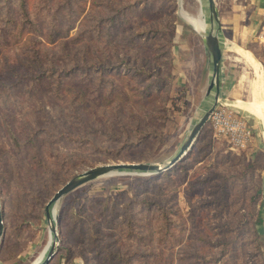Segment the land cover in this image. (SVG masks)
<instances>
[{"label": "rangeland", "instance_id": "obj_1", "mask_svg": "<svg viewBox=\"0 0 264 264\" xmlns=\"http://www.w3.org/2000/svg\"><path fill=\"white\" fill-rule=\"evenodd\" d=\"M47 1L33 0L30 11L43 35L25 34L44 41L39 67L10 29L15 0H0V264H32L47 248L45 204L67 180L107 163L165 162L209 102L208 25L200 33L181 16L203 8L207 19L201 0ZM215 3L217 103L240 105L255 75L233 49L249 51L264 76V0ZM240 112L252 127L243 150L208 119L169 169L101 176L64 195L53 206L57 245L47 264H264V229L255 224L264 132ZM35 147L49 172L43 179L29 163Z\"/></svg>", "mask_w": 264, "mask_h": 264}, {"label": "water", "instance_id": "obj_2", "mask_svg": "<svg viewBox=\"0 0 264 264\" xmlns=\"http://www.w3.org/2000/svg\"><path fill=\"white\" fill-rule=\"evenodd\" d=\"M207 12V19L210 25L207 34L203 35V42L206 53L210 61V74L205 91V96L209 99L206 107L200 112L196 119L190 124L186 135L175 154L165 162H113L91 167L78 173L67 180L59 187L45 204V217L48 221L50 239L46 251L39 264H47L54 254L57 241L55 212L52 214L51 208L64 195L68 194L75 188L94 180L101 176L125 173L151 174L161 173L172 167L176 162L181 160L184 155L191 150L195 144L198 135L204 124L208 121L213 109L219 101V83H220V66L223 54L222 43L220 40V21L218 9L215 0H202ZM3 233V220L0 210V244Z\"/></svg>", "mask_w": 264, "mask_h": 264}, {"label": "trees", "instance_id": "obj_3", "mask_svg": "<svg viewBox=\"0 0 264 264\" xmlns=\"http://www.w3.org/2000/svg\"><path fill=\"white\" fill-rule=\"evenodd\" d=\"M15 2L17 4V8H16L17 13H16L15 10H13L12 13L10 11H8V13H7V17H9L10 22H11L10 29L11 30L14 29V31H16L17 38L24 39L23 43H24V41L26 42V43H24L25 45H23L24 48H25V52L30 53V54L26 53L25 60L27 61V63H28V60H32L36 65L38 64V66H39L40 65L39 64V61H40L39 60V54H40L41 51H43V48H44V51H45L44 41H42L40 39V37L44 33L43 32V29H44L43 23H41L40 25L36 24L30 17V15H31V13H30L31 7H32V5H34L33 4V0H15ZM42 3H43V5H46L48 3V1L47 0H42ZM14 15H17L16 16L17 18H14ZM4 30H6V29H4ZM28 31H32L34 33L37 32L38 35H41V36H39V39H38L36 36L30 35V34H32V32L30 34H27L28 36H25V34L28 33ZM55 31L56 30H52V31L49 32V34H48V39L49 40H55L57 38V34H55ZM29 55H32L31 59L28 58ZM21 63H22V66H26L24 60H21ZM30 64H31V66H33L32 62H30ZM6 68L7 69L10 68V65H8V63L6 64ZM41 75L44 76L45 78L48 77V76H46L44 74L43 71L41 72ZM17 77H20V78H18L16 80L17 82L20 83L23 80V74L19 73V75ZM2 82H3V80H0V86L4 85ZM15 141L18 144V146H23V148L26 149V151H28V149L25 148V146H26L25 143L27 141L25 143L20 142L17 139H15ZM29 142L33 146L36 145V142H34L33 140H29ZM28 156L30 157V160H29L30 162L29 163L40 170V174L38 175L39 179H43V177L49 172L45 171V169H44V164L45 163L40 158V155H39V152H38L37 148L35 147L28 154ZM262 156L264 158V152H262ZM177 167L178 166L176 164L172 169H170L168 171H171V170H173V169H175ZM259 222H260V215H259V213H257V218H256V221H255V224L258 225ZM257 236H258V232H257Z\"/></svg>", "mask_w": 264, "mask_h": 264}, {"label": "bare ground", "instance_id": "obj_4", "mask_svg": "<svg viewBox=\"0 0 264 264\" xmlns=\"http://www.w3.org/2000/svg\"><path fill=\"white\" fill-rule=\"evenodd\" d=\"M201 7H202V0H201ZM201 11H198L196 14L190 13L186 10L182 9L181 16L198 32H203L206 28V22L208 25V31L210 25L208 20L203 14V8ZM204 17L206 21L204 20ZM234 53L236 52L241 56L242 59L246 63H248L249 67L253 69L254 72V79L251 81V90L250 95L251 97L247 99L243 104H237L236 102L228 99H224V103L229 107H232L238 111L245 112L247 114H252L260 120L262 130L264 132V76L261 70L260 64L253 58L249 51L242 48V46L235 45L233 49ZM252 53V52H251ZM243 61V60H242ZM246 85V84H245ZM248 85V84H247ZM249 87V86H248ZM250 88V87H249ZM248 88V89H249ZM248 93V92H247ZM249 96V94H248ZM220 98V94H219ZM54 207L51 208L52 214H54ZM46 249L43 250L40 255L35 259L32 264H38L39 260L43 257Z\"/></svg>", "mask_w": 264, "mask_h": 264}, {"label": "built area", "instance_id": "obj_5", "mask_svg": "<svg viewBox=\"0 0 264 264\" xmlns=\"http://www.w3.org/2000/svg\"><path fill=\"white\" fill-rule=\"evenodd\" d=\"M209 120L215 135L222 136L237 150L245 149L252 139V128L246 116L240 111L219 102L213 109Z\"/></svg>", "mask_w": 264, "mask_h": 264}, {"label": "crops", "instance_id": "obj_6", "mask_svg": "<svg viewBox=\"0 0 264 264\" xmlns=\"http://www.w3.org/2000/svg\"><path fill=\"white\" fill-rule=\"evenodd\" d=\"M249 125L251 126L250 123H249ZM262 201H263V204L261 205L260 214L259 215H260V219H261L260 220V227H262V229H264V193H263V196H262Z\"/></svg>", "mask_w": 264, "mask_h": 264}]
</instances>
